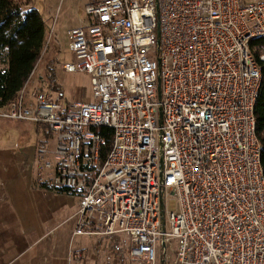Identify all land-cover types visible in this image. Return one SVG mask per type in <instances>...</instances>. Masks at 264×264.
<instances>
[{
	"label": "built area",
	"instance_id": "2783aa9c",
	"mask_svg": "<svg viewBox=\"0 0 264 264\" xmlns=\"http://www.w3.org/2000/svg\"><path fill=\"white\" fill-rule=\"evenodd\" d=\"M84 12L63 69L89 75L92 99L25 87L0 108V121L53 133L46 168L78 198L74 236L122 235L127 264H264L263 78L251 49L264 1L88 0ZM102 127L114 131L105 158Z\"/></svg>",
	"mask_w": 264,
	"mask_h": 264
},
{
	"label": "rangeland",
	"instance_id": "374dc122",
	"mask_svg": "<svg viewBox=\"0 0 264 264\" xmlns=\"http://www.w3.org/2000/svg\"><path fill=\"white\" fill-rule=\"evenodd\" d=\"M15 1L23 6L25 12L37 10L43 16L46 27L47 43L35 72L26 84L27 93L34 95L49 85L45 78V67L47 63L55 60L58 63L55 66L59 78L58 83L63 91L62 101L71 103L90 101L92 97L89 75L83 73L69 74L63 69V66L72 62L74 57L69 51L68 32L74 28L85 27L87 24L88 19L84 9L88 0ZM245 1L251 3L258 0ZM1 67L2 65H0V69ZM54 148L55 141L51 138L45 139L42 134H38L35 125L11 120L0 121L1 191L3 189L7 191L9 188H13L14 194L19 191L20 202L24 206L26 201L22 196L24 191H29V187L32 190H41L39 188L41 183L52 185L53 171L46 168V165L47 163H54V155L52 154ZM1 191L0 193L3 195L0 197L4 198L5 192ZM5 196L8 197L7 193ZM65 196H57L54 192L47 196L46 208H42L40 204V210L34 211L37 212V215L39 212L40 216H43V213L44 219H46V213L50 214L51 207L55 211V218L60 217L62 207L70 212V217L60 219L55 224L49 225L55 228L60 240H67L68 242L71 240L70 257L66 264H127L129 242L122 235L115 238L109 236H74L79 217V201L78 198L66 199ZM33 200L36 199L33 198L31 201ZM5 201L7 202L6 199ZM39 201L44 203L43 199ZM177 207L178 199L168 196V211H176ZM35 219L39 220V217L34 214L31 220L34 221ZM50 227L48 232L52 229ZM25 235L28 236L29 234ZM47 236L51 238V232ZM56 238L55 236L52 238L53 240H34L30 236V240L24 239L23 241L24 253L21 254L20 258L8 256L3 258L2 262L3 264H52L55 254L51 251L56 245V243L54 244ZM7 244L11 245L12 243ZM21 246L22 242L21 244L17 243L18 248ZM9 254L12 255V252Z\"/></svg>",
	"mask_w": 264,
	"mask_h": 264
},
{
	"label": "trees",
	"instance_id": "16d2710c",
	"mask_svg": "<svg viewBox=\"0 0 264 264\" xmlns=\"http://www.w3.org/2000/svg\"><path fill=\"white\" fill-rule=\"evenodd\" d=\"M46 27L43 16L35 9L25 12L23 6L15 0H0V108L16 101L18 94L27 86V82L35 72L46 46ZM251 49L258 64L262 68L261 93L256 103L257 134L261 143L262 163L264 168V62L260 59L264 51V39L251 43ZM55 60L45 67V78L49 85L63 97L61 85L58 83ZM38 134L54 139L47 125H35ZM104 139L102 158L108 154L113 144V129L102 127L98 131ZM37 185V184H36ZM39 188L52 191L59 195L75 197L72 191L56 189L50 183H41Z\"/></svg>",
	"mask_w": 264,
	"mask_h": 264
},
{
	"label": "crops",
	"instance_id": "0c3cea01",
	"mask_svg": "<svg viewBox=\"0 0 264 264\" xmlns=\"http://www.w3.org/2000/svg\"><path fill=\"white\" fill-rule=\"evenodd\" d=\"M9 189H7V191H4V189L2 190L5 192V194L7 193L8 197H6L5 194L4 198L0 197V264H3V258L8 256L20 258L21 254L24 253L23 241L24 239L30 240V236L34 238V240H49L56 236V241H54V244L56 243V245L53 246L54 249L51 251V253L55 254L52 260V264H66L70 257L69 253L71 250V240L69 242L67 240H60L59 236L56 234L55 228L50 227L49 225L55 224V222L60 219L70 217V212L68 211V209L62 207V209L60 210L61 215L60 217H56L58 218L56 219L55 211H53V208L51 207L49 211L50 214L46 213V219H44L45 217L43 213V216H40L39 212L37 215V212L34 210H40V204L42 208H46L48 202L47 196L52 195V193L54 192L48 190H32V188L29 187V191H24V194L22 196V198H24L26 201L23 206V203L20 202V192L17 191L14 194L13 188H11L10 190ZM55 194L60 197L63 196V194ZM1 195L3 194L0 193V196ZM33 198H35L36 200L31 201ZM65 198L69 199L71 197L65 196ZM72 198L76 199L77 197ZM5 199L7 200V202L5 201ZM37 199H43L44 203ZM34 214L39 217V220H31V217L34 216ZM49 227L52 228L51 231L49 230L52 234L51 238L50 236H47L50 233L48 232ZM25 234L29 235L27 236ZM21 242L22 246L18 248L17 243L21 244ZM7 243L12 244L8 245ZM4 244L7 245L5 246ZM9 252H12V255H10Z\"/></svg>",
	"mask_w": 264,
	"mask_h": 264
},
{
	"label": "water",
	"instance_id": "95a60500",
	"mask_svg": "<svg viewBox=\"0 0 264 264\" xmlns=\"http://www.w3.org/2000/svg\"><path fill=\"white\" fill-rule=\"evenodd\" d=\"M163 158H161V166L163 167ZM161 208H162V212H161V216H162V222H163V228H165V208H164V203L162 202L161 204Z\"/></svg>",
	"mask_w": 264,
	"mask_h": 264
}]
</instances>
